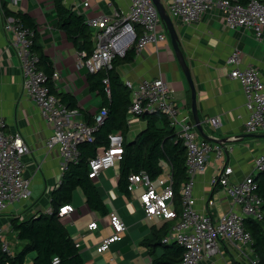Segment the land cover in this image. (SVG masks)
Here are the masks:
<instances>
[{"label":"built area","instance_id":"built-area-1","mask_svg":"<svg viewBox=\"0 0 264 264\" xmlns=\"http://www.w3.org/2000/svg\"><path fill=\"white\" fill-rule=\"evenodd\" d=\"M16 1V0H14ZM92 0H63L64 6L85 18L92 29L93 49L89 56L78 51V66L93 73L111 68L112 59L121 57L129 49L134 55L148 46L156 47L166 42V31L158 16L152 0H121L113 4L108 12L88 17L86 12ZM169 18L179 25H191L197 22L205 12H215L220 16L223 26L229 30L245 28L260 40L264 29V0H160ZM2 30L8 36L19 60L21 71V89L37 106L40 115L50 128L46 140L48 149L58 150L62 160L61 170L69 162L78 158L77 145L80 142H92L94 132L107 116L108 110L101 106L93 115L92 122L72 120L68 109L59 98L50 92L46 83L47 76L37 69V56L30 51L31 32L19 19L4 16L2 12ZM229 65L228 77L235 81L243 95V108L246 117L243 128L247 133L264 129V79L258 69L250 64L242 65L237 50L226 56ZM59 72L53 71L50 81H57ZM128 91L129 105L127 117H139L143 113L158 111L167 120L184 147L183 165L185 180L179 188L180 211L174 208V197L169 173L158 181H152L144 170L127 175L126 189L137 191V200L148 219L169 220L166 233L161 238L164 243H176L182 248L179 259L173 264H199L203 256L217 253L220 246L237 253L240 264H256V256L251 248L250 233L244 227V220H260L264 214L262 200L253 191L252 177L264 172V152L254 156L249 172L236 181H231L232 167L223 162L222 148L211 144L202 137L187 110L172 98L169 84L158 74L155 77L140 78L135 81H122ZM104 90L109 94V81L103 79ZM211 127L219 124L217 116L206 118ZM5 121L0 118V215L16 204L30 200L31 182L24 174L23 156L29 147L18 131H5ZM122 135L118 131L108 134L107 144L94 157L88 160V177L95 178L101 171L116 165L122 154ZM211 158L216 162V173L208 178L212 188L210 194L202 197V210L195 207L193 195L195 178L202 175L206 162ZM215 189L216 192L212 193ZM219 189V190H218ZM227 198L229 206L225 212L213 217L207 210L222 198ZM71 205L59 208L62 216L72 210ZM52 211L51 207L46 213ZM111 232L101 237L95 247L97 253L109 249L112 242L119 241L126 226L116 214H109ZM89 230H96L97 223L88 224ZM78 247L79 243H75ZM0 247L8 255L13 250L0 228ZM52 264H58L54 256ZM7 264V263H6Z\"/></svg>","mask_w":264,"mask_h":264},{"label":"crops","instance_id":"crops-1","mask_svg":"<svg viewBox=\"0 0 264 264\" xmlns=\"http://www.w3.org/2000/svg\"><path fill=\"white\" fill-rule=\"evenodd\" d=\"M109 1L112 0H92L87 16L94 17L108 12L111 9V5L107 4ZM112 2L115 5L121 3V0ZM2 5L13 12L27 13L35 22L38 44L52 61L53 71L59 72L58 80H51L52 87L56 94L72 95L76 101V107L68 109L72 120L91 123L103 99L97 90L89 89L88 71L85 67L78 66L77 49L53 21V0H0V118L6 123L5 131L20 132L29 147V152L23 156L22 161L24 174L31 182L30 200L16 204L0 215V218L2 216L5 219L4 225L0 222V228L12 250L16 251L21 247V242L12 230L11 218L20 216L24 219L38 211L45 212L50 207V195L59 184L63 172L58 150L48 149L45 143L50 133L49 126L37 106L21 89L19 60L8 36L2 30ZM179 27V48L194 87L196 115L204 135L198 132L199 136L222 148L223 162L233 170L230 180L236 181L249 172L254 156L264 152V129L255 133L245 132L243 95L239 85L228 77L229 65L225 63V59L231 50H237L240 64L255 66L264 79V29L260 40H256L252 32L245 28H225L215 12H205L194 24ZM90 30L92 40V29ZM115 70L122 81H135L160 74L169 84L172 98L190 112L188 84L167 41L156 47H146L134 55L130 62L121 63ZM210 116L218 117V126L213 128L207 123L206 118ZM144 124L141 117L128 116L124 138H134ZM244 134L250 135L239 139ZM225 138L228 141H220ZM212 139L219 141L214 142ZM102 148L98 147L97 153ZM216 168V162L210 158L206 162L204 173L195 178L193 195L198 211L202 210V197L212 191L208 178L216 173ZM164 173H169L167 167L153 181H158ZM92 179L107 206V213L102 215L90 210L82 193L76 190L70 203L72 210L62 215L68 234L75 243H79L77 248L85 264H149L152 256L161 253L159 245L152 249L148 245L152 242V232L158 230L163 223L171 222L146 218L137 200V191L123 194L116 189L117 165L101 171ZM214 192L215 189L212 193ZM39 197L47 198L45 210L36 204ZM228 206L229 201L224 197L207 211L215 217L225 212ZM111 212L124 223L126 230L119 241L111 243L109 249L97 253L95 247L99 240L111 232ZM93 221L97 223V229L89 230L87 226ZM220 247L217 253L203 256L199 264H233V261L240 264L236 252L222 245ZM33 255L31 253L26 256L25 264H32Z\"/></svg>","mask_w":264,"mask_h":264},{"label":"trees","instance_id":"trees-1","mask_svg":"<svg viewBox=\"0 0 264 264\" xmlns=\"http://www.w3.org/2000/svg\"><path fill=\"white\" fill-rule=\"evenodd\" d=\"M62 1L53 0V21L63 30L77 51H84L85 56H89L93 48L91 30L84 16L68 9ZM1 9L4 16L19 19L21 24L31 32L30 51L37 56V69L47 76L46 83L50 92L56 94L50 81L53 64L38 44L35 22L27 13L10 11L5 9V5H2ZM133 57L134 52L131 48L123 56L113 58L110 69L88 72L89 89L97 90L102 96L101 106L107 108V116L95 130L92 142L83 141L77 145V161L67 164L59 184L50 195L49 204L52 211L50 213L38 211L24 219L20 216L11 218L12 230L16 232L21 247L13 251L11 256L3 252L0 247V264H25L26 256L31 253L34 254L31 259L32 264H52L54 256L59 258L58 264H85L80 256L79 248L75 246L74 239L68 234L58 211L60 207L70 205L74 192L78 190L82 193L90 210L102 215L107 213V206L98 193L97 186L93 179L88 177V160L97 154L98 147L106 146L108 134L114 130L119 131L123 139L122 154L116 163V189L123 194H128L126 178L129 173L144 170L153 181L167 167L171 178L174 204L178 200L180 185L185 180L184 147L168 126L165 116L158 111L141 114L139 117L145 123L143 128L134 138H124L127 129L125 113L129 105L128 91L115 69L121 63L130 62ZM104 78L109 81L108 96L104 90ZM56 95L67 109L76 107V101L72 95L59 93ZM252 181L253 191L261 198L264 209V172L255 174ZM244 227L250 233L251 248L257 259L256 264H264V214L260 220H244ZM167 228V223H163L158 230L152 232V242L148 245L151 249L159 245L161 253L152 256L149 264H173L179 259L182 248L174 242L161 241ZM233 264L239 263L233 261Z\"/></svg>","mask_w":264,"mask_h":264},{"label":"water","instance_id":"water-1","mask_svg":"<svg viewBox=\"0 0 264 264\" xmlns=\"http://www.w3.org/2000/svg\"><path fill=\"white\" fill-rule=\"evenodd\" d=\"M155 8H156V11L158 13V16L165 28V31L168 35V40H169V44H170V48L171 50L173 51V54L175 56V59H176V62L178 63L179 67H180V70L188 84V88H189V107H190V113H191V118L195 124V127L197 129L198 132H200V134L202 136H204L201 132V127H200V123H199V120L197 118V115H196V106H195V91H194V87H193V84H192V81H191V78H190V74H189V70H188V67L185 63V59L182 55V52L179 48V45H180V41H179V38L177 36V33L176 31L174 30L173 26H172V23L170 21V18L169 16L167 15V13L165 12L164 10V7L163 5L161 4L160 0H152ZM250 134H244V135H241L239 136V139H242L243 137H246V136H249ZM227 138L225 139H221L220 141H228L226 140ZM234 139V138H232ZM236 139V138H235ZM212 141L214 142H218L219 140H215V139H212Z\"/></svg>","mask_w":264,"mask_h":264},{"label":"rangeland","instance_id":"rangeland-1","mask_svg":"<svg viewBox=\"0 0 264 264\" xmlns=\"http://www.w3.org/2000/svg\"><path fill=\"white\" fill-rule=\"evenodd\" d=\"M170 21H171V23H172V26H173V28H174V30L177 32V34H179V31H180V27H179V24L177 23V21L175 20V19H173V18H171L170 17ZM166 41L169 43V40H168V35H167V33H166ZM229 54V53H228ZM227 54V55H228ZM140 124H142V123H140ZM48 202H47V198H43V197H39V198H37L36 199V204L39 206V207H42V209H46V207H47V204ZM174 208H175V210L177 211V212H179L180 211V203H179V199L176 201V203L174 204ZM3 220H5V219H3V217L1 216V218H0V222H1V224L2 225H4V223H3ZM168 225L169 224H167V227H168Z\"/></svg>","mask_w":264,"mask_h":264}]
</instances>
